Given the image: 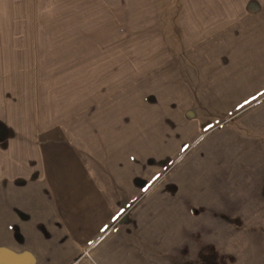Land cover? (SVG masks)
I'll list each match as a JSON object with an SVG mask.
<instances>
[{"label":"rangeland","instance_id":"1","mask_svg":"<svg viewBox=\"0 0 264 264\" xmlns=\"http://www.w3.org/2000/svg\"><path fill=\"white\" fill-rule=\"evenodd\" d=\"M237 1L264 0H0V147L53 140L76 164L67 125L89 120L91 143L136 137L102 145L115 158L90 155L73 197H53V233L37 229L39 253L26 246L34 264H264V90L207 117L184 59ZM169 69L196 132L186 124L158 155L134 116L163 109Z\"/></svg>","mask_w":264,"mask_h":264},{"label":"crops","instance_id":"2","mask_svg":"<svg viewBox=\"0 0 264 264\" xmlns=\"http://www.w3.org/2000/svg\"><path fill=\"white\" fill-rule=\"evenodd\" d=\"M237 2L234 5L242 7L240 13L232 11L224 17L218 16L220 20L217 22L220 24L201 35L200 42L197 40L192 51L185 52L184 59L193 63V76L200 81L195 84L193 93L208 112L205 113L207 117L222 116L234 107V103L247 101L250 96L264 90V1ZM177 73L174 69H169L168 73L161 75V85L165 86L161 95L163 109L151 111L150 114L148 112L147 115L144 114L146 116L141 113L134 116L138 125H150L145 128L146 136H140L141 148H154L158 155L167 154L173 143L184 140L186 124H190L183 119L189 98ZM167 76L172 81L170 86L164 80ZM171 102L175 105L174 109L169 104ZM159 113L169 122L165 125L167 132H163V135L160 133ZM82 122L81 129L79 124L74 123L70 128L67 125L68 132H65V138L71 141L73 147L81 150L82 160L79 159L76 164L68 162L63 148L60 152L53 153V140L48 143L50 145L39 141L37 145L26 146L24 142L19 146L9 141L13 137L8 136L4 147H0V249L20 254L27 252L26 246H31L39 253V247L32 241L36 240L41 245L37 229L42 226L53 233V197L55 201L60 199V202L66 196L73 197L69 194L68 181L71 182L74 178L86 179L84 174L90 171V155L99 159L115 158L116 155L101 151L102 145L116 146L123 138H132V141L136 138L113 136L103 131L100 136L102 143H91L87 130L90 122L85 120L87 128H84V121ZM14 123L9 128H16ZM190 125L194 126L193 132H196V125ZM101 127L99 125V129L103 130V125ZM17 129L19 133L20 126ZM10 133L14 134L16 131H9ZM132 141L125 142L124 145H130ZM15 231L19 233L17 237ZM48 252L49 254H40L42 257L53 255V251Z\"/></svg>","mask_w":264,"mask_h":264},{"label":"trees","instance_id":"3","mask_svg":"<svg viewBox=\"0 0 264 264\" xmlns=\"http://www.w3.org/2000/svg\"><path fill=\"white\" fill-rule=\"evenodd\" d=\"M34 256L28 252L14 253L7 249H0L1 264H34Z\"/></svg>","mask_w":264,"mask_h":264}]
</instances>
